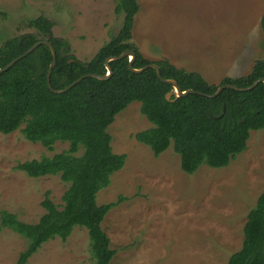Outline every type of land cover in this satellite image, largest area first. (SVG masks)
Listing matches in <instances>:
<instances>
[{"label": "rangeland", "instance_id": "1", "mask_svg": "<svg viewBox=\"0 0 264 264\" xmlns=\"http://www.w3.org/2000/svg\"><path fill=\"white\" fill-rule=\"evenodd\" d=\"M137 1L130 41L149 60L167 58L219 84L264 58V0ZM38 15L53 22V35L66 39L81 60L90 59L122 21L114 0H0V44L32 32L23 22ZM150 126L134 101L107 128L113 151L126 155L96 196L98 204L120 199L101 223L116 250L109 264H226L241 246L247 212L264 191V129L250 130L246 149L227 166L202 164L189 174L172 145L156 157L134 138ZM67 147L57 141L49 151L19 130L0 133V210L36 222L46 190L60 205L66 184L59 175L34 178L14 167ZM26 245L24 237L0 227V264H16ZM25 264H92L86 229L76 226L65 240H48Z\"/></svg>", "mask_w": 264, "mask_h": 264}, {"label": "trees", "instance_id": "2", "mask_svg": "<svg viewBox=\"0 0 264 264\" xmlns=\"http://www.w3.org/2000/svg\"><path fill=\"white\" fill-rule=\"evenodd\" d=\"M138 10L137 0H114V12L122 15L119 30L88 60L77 58L66 39L53 35V22L46 16L28 18L23 25L32 32L6 37L0 44V68L45 39L56 51L50 73L53 89H62L86 73L105 74V59L125 49L135 51L134 68L153 62L162 77L175 79L182 90L212 94L221 84L246 87L264 78V58L254 60L247 74L223 77L219 84L209 83L200 73L179 68L167 58H145L130 41ZM260 27L264 34V12ZM51 58L49 46L40 44L0 72V133L19 130L26 140L49 151L57 141L68 144L51 156L28 159L14 167L34 178L59 175L66 184L60 205L53 202L48 190L44 192V212L36 222H25L12 212L0 210V227L27 241L16 264H25L50 239L65 240L76 226L86 229L92 264H109L116 250L110 247L101 223L120 199L98 204L96 196L125 163L126 155L113 151L107 128L131 102L140 103L141 114L151 123L135 132L134 138L156 157L172 145L180 155L181 169L189 174L202 164L227 166L246 149L250 130L264 129L263 82L246 91L224 88L215 97L190 93L174 98L172 94L168 100L165 95L172 91L171 84L162 82L152 67L132 72L128 57H123L109 61V78L85 77L70 89L55 93L46 82ZM242 231L241 246L229 255L226 264H264V191L247 212Z\"/></svg>", "mask_w": 264, "mask_h": 264}, {"label": "water", "instance_id": "3", "mask_svg": "<svg viewBox=\"0 0 264 264\" xmlns=\"http://www.w3.org/2000/svg\"><path fill=\"white\" fill-rule=\"evenodd\" d=\"M40 44H46L47 46H49L50 51H51L52 58H51V62L49 64V66H48V70H47V74H46V80H47L46 82H47L48 88L51 91L55 92V93H62L64 91L70 89L72 86H74L76 83H78L79 81H81L85 77H94V78H98V79H107V78H109V76L112 74V68H111V66L109 64V61L110 60H114V59H120V58H123V57H128V68L132 72L140 73L144 69H146L148 67H152V68L155 69L157 77L162 82L171 84L172 85V91L167 92L166 95H165L166 99H168V100H170V97H171L172 94L174 95V98L180 97V96H185V95L190 94V93H197V94H200V95H203V96H206V97H215L224 88H233V89L238 90V91H246V90L252 89L259 82H263L264 83V78L261 77V78H258L257 80H255L251 85L246 86V87H240V86H236V85L230 84V83L221 84V85H219L217 87L216 91L214 93H212V94H208V93H204V92H200V91H195L193 89H185V90H182L181 87L178 85V83H177V81L175 79L162 77L161 76V73H160L159 66L157 64L153 63V62H151L149 64H146V65H144V66H142L140 68H134L132 66V63H133V61H134V59L136 57L135 51L133 49H125L120 54H118V55H111V56H108L105 59V68H106V73L105 74L86 73V74H83V75L79 76L78 78H76L74 81H72L70 84H68L67 86H65L62 89H53L51 87V85H50V73H51L52 68L55 66V63H56V51H55V48L52 45V43L50 41H48V40H45V39L36 41L28 49H26L23 53H21L20 55H18L14 59H12L5 66L1 67L0 68V72L6 70L8 68H10L16 61H18L19 59H21L24 56H26L28 53H30L35 47H37ZM223 111H224V107H223V110H222L221 115L223 114Z\"/></svg>", "mask_w": 264, "mask_h": 264}]
</instances>
